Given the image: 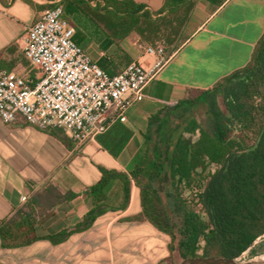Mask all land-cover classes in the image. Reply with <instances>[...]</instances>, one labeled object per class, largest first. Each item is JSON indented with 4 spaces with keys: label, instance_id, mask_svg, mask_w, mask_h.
Returning <instances> with one entry per match:
<instances>
[{
    "label": "crops",
    "instance_id": "1",
    "mask_svg": "<svg viewBox=\"0 0 264 264\" xmlns=\"http://www.w3.org/2000/svg\"><path fill=\"white\" fill-rule=\"evenodd\" d=\"M61 1L0 0L1 69L24 76L33 86L38 82L40 72L24 54L25 35L45 10L61 6ZM117 1L143 5L153 19L168 12L167 0ZM189 2L193 6L180 33L183 43L166 45L169 61L146 87L145 98L132 102L126 123L117 122L78 146L58 129L45 131L24 120L13 124L0 120V223L32 207L38 238L16 248H4L0 239V264H168L171 238L144 218L134 183L124 207L122 182H112L100 203L104 212L90 226H80L94 207L88 193L101 183L102 171L129 175L144 162L151 118L169 117L182 101L212 90L244 69L264 35V0ZM73 27L76 33L82 31L75 42L98 64L103 62L111 76L133 62L147 69L154 64L155 58L145 56L137 33L106 43L88 19ZM177 119L179 114L170 121ZM63 232L69 235L62 242L49 240Z\"/></svg>",
    "mask_w": 264,
    "mask_h": 264
},
{
    "label": "trees",
    "instance_id": "2",
    "mask_svg": "<svg viewBox=\"0 0 264 264\" xmlns=\"http://www.w3.org/2000/svg\"><path fill=\"white\" fill-rule=\"evenodd\" d=\"M92 1L62 0L60 5L71 25L88 19L100 29L106 43H117L132 33L153 42L164 28L167 44L172 45L185 20L176 26L167 18L182 8L189 14L193 6L188 0H167V15L153 19L143 5L131 1L101 0V5L94 0L98 2L95 7ZM81 35L78 30L75 40ZM99 65L107 71L103 62ZM219 95L226 111L220 107ZM199 107L206 109V127L188 117ZM178 114L180 121L172 126L171 117ZM168 116L162 119L156 115L149 121L142 165L129 175L102 171L101 183L88 193L94 207L80 227L90 226L104 212L100 203L112 182H122L124 207L134 183L140 191L144 218L171 238V256L178 250L183 260L241 257L264 236V35L244 69L221 80L212 90L182 101ZM162 188L167 202L160 193ZM187 192L199 210L191 208L190 199L184 198ZM36 223L32 207L0 223L3 247H22L37 241ZM68 235L63 232L49 240L57 244ZM257 253L252 249L253 256Z\"/></svg>",
    "mask_w": 264,
    "mask_h": 264
},
{
    "label": "built area",
    "instance_id": "3",
    "mask_svg": "<svg viewBox=\"0 0 264 264\" xmlns=\"http://www.w3.org/2000/svg\"><path fill=\"white\" fill-rule=\"evenodd\" d=\"M75 28L62 6L45 10L25 35L24 54L40 72L33 86L24 76L0 68V120L49 131L58 129L78 146L127 122L132 102L145 98V89L169 61L166 46L143 47L155 58L147 69L133 62L111 76L75 40ZM27 200L23 197V201Z\"/></svg>",
    "mask_w": 264,
    "mask_h": 264
},
{
    "label": "rangeland",
    "instance_id": "4",
    "mask_svg": "<svg viewBox=\"0 0 264 264\" xmlns=\"http://www.w3.org/2000/svg\"><path fill=\"white\" fill-rule=\"evenodd\" d=\"M188 16V14H186V10H185V8H182V9H180L179 10V12H178V14L177 15H170L168 18H167V20H172V21H174L175 22V24L174 25H179V22L180 21H182V20H185L186 21V17ZM176 20H178V21H176ZM181 36H182V34H181ZM140 40V42H141V44L142 45H153V44H151V43H153V42H160V43H163L165 46L166 45H168L167 44V32L165 31V29L163 28L162 29V31H161V33L160 34H158V36L156 37V38H154L153 39V42H147L146 40H144L141 36L139 37V36H137ZM177 41H176V46H180L182 43H183V41H184V38L183 37H180V35H179V39L177 38L176 39ZM84 48V47H83ZM167 48V47H166ZM169 49H172L171 47H169ZM92 56V55H91ZM126 59L125 58H122V62H126L125 61ZM218 102H219V104H220V107L222 108V110L223 111H226V108H225V105H224V102H223V97H222V95H219L218 96ZM189 118H196L199 122H200V124L202 125V126H204V127H206L207 126V121H208V115L206 114V109H204L203 107H199V109H197L196 111H193L192 113H191V115L189 116ZM178 119L176 120V121H173V124H172V126H174V125H176L177 123H178ZM246 141V143H249V141H248V139H246L245 140ZM167 184H168V182L165 184H163V188H164V186L166 185L167 186ZM162 188V189H163ZM161 193V195H162V198L164 199V201L165 202H167V199H166V196H165V192H164V189L160 192ZM184 198L186 199V200H188L189 201V199H190V201L192 202L191 204H190V206H191V208H193V209H196V210H199L200 208L197 206V204H195L194 203V200L193 199H191V197H190V193H186L185 195H184ZM178 242H179V236H177V239H176V241H175V246L177 247V245H178ZM252 249H254V250H256L258 253H257V255H255V256H253L252 254H251V251H252ZM264 257V236L263 237H261L260 239H258L256 242H255V244L253 245V247H251L248 251H246L245 253H243V255H241V257H239L238 259L240 260V261H251V260H261V258H263ZM169 259H171L172 261H170L169 262V260H168V264H181L182 262H183V259L181 258V256H180V254H179V252H178V250H176L175 252H174V254H173V256H171V257H169Z\"/></svg>",
    "mask_w": 264,
    "mask_h": 264
},
{
    "label": "water",
    "instance_id": "5",
    "mask_svg": "<svg viewBox=\"0 0 264 264\" xmlns=\"http://www.w3.org/2000/svg\"><path fill=\"white\" fill-rule=\"evenodd\" d=\"M181 264H264V259L251 260V261H240L238 258H215V257H199V258H188L183 260Z\"/></svg>",
    "mask_w": 264,
    "mask_h": 264
},
{
    "label": "bare ground",
    "instance_id": "6",
    "mask_svg": "<svg viewBox=\"0 0 264 264\" xmlns=\"http://www.w3.org/2000/svg\"><path fill=\"white\" fill-rule=\"evenodd\" d=\"M261 259H264V257H263V258H261Z\"/></svg>",
    "mask_w": 264,
    "mask_h": 264
}]
</instances>
